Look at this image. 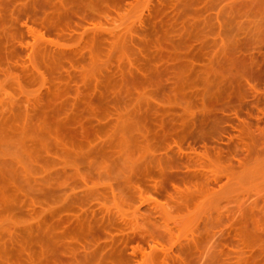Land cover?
<instances>
[{"label": "rangeland", "instance_id": "rangeland-1", "mask_svg": "<svg viewBox=\"0 0 264 264\" xmlns=\"http://www.w3.org/2000/svg\"><path fill=\"white\" fill-rule=\"evenodd\" d=\"M0 264H264V0H0Z\"/></svg>", "mask_w": 264, "mask_h": 264}, {"label": "bare ground", "instance_id": "bare-ground-1", "mask_svg": "<svg viewBox=\"0 0 264 264\" xmlns=\"http://www.w3.org/2000/svg\"><path fill=\"white\" fill-rule=\"evenodd\" d=\"M25 24H27V23L25 22ZM28 28H32V27H28Z\"/></svg>", "mask_w": 264, "mask_h": 264}]
</instances>
